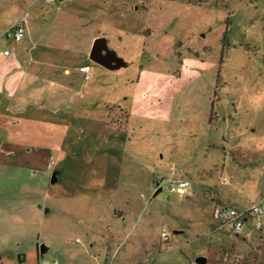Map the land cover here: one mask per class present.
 <instances>
[{
  "label": "rangeland",
  "instance_id": "1",
  "mask_svg": "<svg viewBox=\"0 0 264 264\" xmlns=\"http://www.w3.org/2000/svg\"><path fill=\"white\" fill-rule=\"evenodd\" d=\"M20 15L63 56L96 33L125 64L37 81L0 152V264H264V215L212 217L264 205V0H0V26Z\"/></svg>",
  "mask_w": 264,
  "mask_h": 264
},
{
  "label": "crops",
  "instance_id": "2",
  "mask_svg": "<svg viewBox=\"0 0 264 264\" xmlns=\"http://www.w3.org/2000/svg\"><path fill=\"white\" fill-rule=\"evenodd\" d=\"M14 21L15 19L3 26L1 25L0 32L8 28ZM42 21L46 22L47 20ZM32 26L34 27L33 22L30 23L29 21V26L26 28L24 20L22 36L27 33L29 39L25 44L19 43L21 37L17 40L13 39L15 42H8L10 44L7 45L3 42L2 47H0V152L11 150L16 145L17 136L12 132L18 135L23 131L24 120H27L24 119L27 117L26 101L32 98L35 101L46 102L39 88L40 83L37 81L43 78L47 70H59V74H64L66 78L70 66L78 60L81 65L85 64L80 67L82 71L85 70L89 63L87 54L91 45L90 42L96 35V33H91L88 44L85 47L82 46L80 50L77 51L75 47L70 48L71 51H76L79 54L78 59L77 56L71 58L67 53L63 56L61 47H55L44 42L42 32L37 31ZM4 49H8V53H3ZM53 95V93L50 94L51 97ZM43 104H36L35 108L46 109V105L43 106ZM0 154H4V152Z\"/></svg>",
  "mask_w": 264,
  "mask_h": 264
},
{
  "label": "built area",
  "instance_id": "3",
  "mask_svg": "<svg viewBox=\"0 0 264 264\" xmlns=\"http://www.w3.org/2000/svg\"><path fill=\"white\" fill-rule=\"evenodd\" d=\"M24 16L20 15L15 21L7 28L10 31L11 37L17 40L22 37L24 33ZM3 53H8V49H4ZM91 65H86L85 77L89 76V70ZM188 182L185 179L170 178L167 180V187L169 190L179 193L187 190ZM264 215V205L261 203H251L246 208H238L235 205L225 202H215L212 217L214 223L219 227L228 226L232 232L239 234L245 223L252 222L253 226L259 228L262 224L261 217ZM160 235L162 238H166V232L161 230Z\"/></svg>",
  "mask_w": 264,
  "mask_h": 264
},
{
  "label": "water",
  "instance_id": "4",
  "mask_svg": "<svg viewBox=\"0 0 264 264\" xmlns=\"http://www.w3.org/2000/svg\"><path fill=\"white\" fill-rule=\"evenodd\" d=\"M87 57L93 62H96L109 69H114L125 64V61L122 59V57L117 55L116 51L107 45V39L103 35H98L93 38ZM173 231L179 232L180 229H173ZM44 249L45 246L40 244V251H43ZM19 254H21V252L18 253L17 256ZM194 260L198 264H204L205 257L203 255H196Z\"/></svg>",
  "mask_w": 264,
  "mask_h": 264
}]
</instances>
